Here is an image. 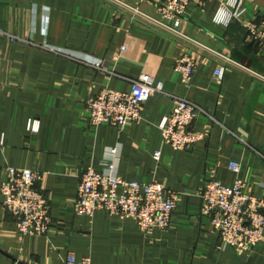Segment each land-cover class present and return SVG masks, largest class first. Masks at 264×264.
I'll list each match as a JSON object with an SVG mask.
<instances>
[{"label": "crops", "instance_id": "obj_1", "mask_svg": "<svg viewBox=\"0 0 264 264\" xmlns=\"http://www.w3.org/2000/svg\"><path fill=\"white\" fill-rule=\"evenodd\" d=\"M222 2L189 4L181 24L189 39L137 12L159 16L155 5L141 0H0V184L10 167L41 171L37 187L53 221L46 234H20L0 190V264H64L70 252L93 264H264V238L252 250H217L218 234L202 213L205 180L232 184L231 161L241 163L245 191L264 197V79L204 47L264 76V47L243 25L264 21V0H244L242 19L229 24L214 21ZM188 52L197 66L185 86L175 60ZM99 60L105 69L91 64ZM220 63L227 66L222 81L214 75ZM142 73L214 117L200 113L192 125L204 139L185 150L163 142L159 123L175 107L163 93L151 96L141 117L122 129L91 124V95L107 86L130 91ZM117 145L122 177L157 180L178 193L166 229L145 232L133 218L76 210L83 171L100 167L107 148Z\"/></svg>", "mask_w": 264, "mask_h": 264}, {"label": "built area", "instance_id": "obj_2", "mask_svg": "<svg viewBox=\"0 0 264 264\" xmlns=\"http://www.w3.org/2000/svg\"><path fill=\"white\" fill-rule=\"evenodd\" d=\"M157 7L159 16L155 17L137 12L157 26L180 37L189 38L182 30L181 24L188 14V6L195 3L203 6L207 0H141ZM244 0H223L214 16L217 23L229 24L233 20H241L245 11ZM248 32L264 47V21L260 24L244 21ZM53 51L62 52L59 48L45 44ZM225 63L235 64L250 71L259 78L264 76L234 61L219 51L210 49ZM64 53V52H62ZM79 61H90L64 53ZM91 64L104 68L103 63L93 61ZM197 66L196 56L188 52L175 60V70L180 73L181 81L190 86ZM105 69V68H104ZM227 70L226 64L220 63L215 70V78L222 81ZM163 93L175 101L172 112L159 123L163 142L176 149H190L205 138L204 131L192 127L200 113L214 118L196 102L172 95L165 90L164 82L156 80L149 73H142L132 79L130 91H121L105 87L91 95L87 101L90 122L94 126L109 123L122 129L129 121L141 117L143 104L153 95ZM32 122V129L35 128ZM3 143V139L1 140ZM120 146L108 147L106 156L100 167H87L78 185L75 207L79 213L93 215L97 210H106L110 214L122 218H133L143 231L157 227L166 229L177 206L176 191L166 189L157 180L140 182L127 180L119 174L118 161ZM161 151L154 153L159 160ZM229 168L235 174L232 184H225L216 177L207 178L200 193L202 213L210 219L213 232L218 234L217 250L231 247L237 251L252 250L264 238V197H257L245 191L246 183L241 177V163L231 161ZM43 173L36 169L10 167L8 177L0 184L3 206L17 217L18 231L22 235H43L51 230L53 221L50 204L46 194L37 187ZM64 264H93L91 257L77 258L70 252Z\"/></svg>", "mask_w": 264, "mask_h": 264}]
</instances>
